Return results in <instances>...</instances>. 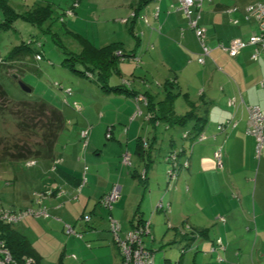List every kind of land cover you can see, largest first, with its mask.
Returning a JSON list of instances; mask_svg holds the SVG:
<instances>
[{
    "label": "crops",
    "instance_id": "0c3cea01",
    "mask_svg": "<svg viewBox=\"0 0 264 264\" xmlns=\"http://www.w3.org/2000/svg\"><path fill=\"white\" fill-rule=\"evenodd\" d=\"M119 4L127 5L134 16L122 21L116 18L118 25L110 24L108 28L109 22L95 23L93 28L88 22L80 34L94 48L119 43L126 58L116 59L110 74V66H104L108 74L105 81L99 82L95 75L92 84L82 75L66 80L67 87L73 89L68 100L77 101L81 112L66 104L60 108L65 125L56 139L53 157L24 167L10 185L0 180V196L10 200V192L19 193L18 201L12 200L15 205L8 204L12 209L44 207L47 212L58 214L50 220L25 216L16 229L35 249L27 230L48 231L52 237H58L65 225L74 226L82 236L69 240L64 259L67 264H120L122 258L109 229L108 214L120 223V236L132 228L138 214L140 219L150 220V233L144 237V245L153 253V264H264V256L256 261L248 253L251 230L258 233L264 225L261 205L256 216V203H259L256 199H264V147L257 155L254 136L247 133L248 107L256 105L264 114V51L259 50L258 58L253 60L252 46L242 49L235 57L225 49L235 38L245 39L257 31V24L247 16L250 5L228 7L223 0H203L198 23L205 29V43L210 52L201 64L197 58L202 47L188 27L179 0H123ZM154 7L160 12L156 14ZM144 16L149 19L147 24L142 22ZM77 20L68 22L73 23L72 28L78 33ZM107 30L109 37L105 44L99 45V34ZM133 56H138L139 64ZM163 70L169 71L168 75L174 74L167 79H171L167 87L174 90L178 87L177 93H184L180 103L183 111L179 112L192 111L195 118H201L205 123L202 129L208 135L205 140L195 142L182 137L187 141L181 143L183 152L178 161L187 158L188 167L180 170L175 188L166 192L168 165L163 158L169 149L159 139L163 137L159 125L164 122L167 125L165 119L178 116L175 100L171 105L163 104L166 85L151 81L155 72ZM143 94L164 121L154 124L148 119L152 110L146 107ZM221 124L223 131L217 129ZM86 125L91 126L85 153L87 181L81 188L80 176L76 177L82 168L79 132ZM193 125L194 120L189 127ZM108 126H112V138L105 140ZM140 138L141 142L144 139L149 142L145 184L132 176V171L136 174L145 164L136 154ZM173 144L170 143L171 147ZM219 148L221 165L213 155ZM159 149L162 153L156 155ZM123 150L130 152L132 167L120 163ZM55 159L61 161L53 169ZM114 183L121 187L120 197L106 211L101 198ZM79 188L76 200L70 201ZM58 190L63 193L58 195ZM43 192L48 193L41 203L35 202L36 194ZM163 193L170 211L152 215ZM251 210L255 214L254 226ZM83 213L91 214L89 227L81 218ZM239 249L243 250L241 254ZM72 254L76 256L74 259L70 257Z\"/></svg>",
    "mask_w": 264,
    "mask_h": 264
},
{
    "label": "rangeland",
    "instance_id": "374dc122",
    "mask_svg": "<svg viewBox=\"0 0 264 264\" xmlns=\"http://www.w3.org/2000/svg\"><path fill=\"white\" fill-rule=\"evenodd\" d=\"M73 1L75 2V0H8L11 7H13V9L19 12L24 11L30 7H35L38 5H45L47 3H50L53 9L51 17L43 23L41 28L33 26L21 19H17L11 23L12 27L10 29L4 28L3 26V24L6 21L7 15L4 14L5 8L1 7L2 3H0V70H1L0 71V82L4 86V89L6 90L10 98L9 100L10 104L1 112V115H0V137L2 140L0 142V149L4 145L13 146V144L15 143L21 144L24 141L31 143V142H36L40 140L41 131L35 130L32 127V125H30L27 130H24L23 125L20 126L19 124V119L17 120L18 116L11 114L10 110L11 108H13V106L15 105L17 101H20L23 99L32 101L34 100L33 97H36V98L39 97V98H43L44 100L52 103L58 109L64 108L63 107L64 106L63 104L64 94H63V91L60 89V87L59 88L57 87L56 83H59L63 87V90H65L67 87V83L65 82L66 80L68 79L73 80L74 78L73 76L81 77V74L72 70L70 66L71 65L70 63L72 61L66 60L68 56H71L69 54L70 51L77 53L81 49L80 44L69 33H67L66 27L68 29H71L72 31H76V30H73L72 27L74 26L72 23L67 24V19L69 17L63 15V12L65 11V9L68 6H70ZM121 2H123V0H78L79 5L82 4V6L80 10L77 7L75 8V11L77 12V15L75 16L78 18L77 20L78 28L77 26H75V29H78L77 30L78 33H81V31H84L82 26L88 27L87 26L88 22L91 23L90 24L91 28H93V25L95 23L109 22V25H107V28H108L110 24L114 25L115 23V26L118 25V23L115 22L116 18L120 17L121 19L120 18L119 19L120 21H122L125 19L127 20V17L129 15L130 17H132L133 12L131 11L132 12L131 13L129 9L127 10V7H128L127 5L120 6L119 3ZM154 2L155 1H153V3ZM223 2L228 7L244 8L254 3L264 2V0H223ZM157 8L158 7L156 8L154 7L155 11H157ZM159 12L160 10L157 13ZM60 16L62 17L64 16L63 21H60ZM121 16H123L124 18H122ZM148 20L149 19H147L144 16L142 22L147 24ZM95 30L96 29H94V31ZM108 33H109V30H107L106 33L99 34V37H100V40L98 42L99 45L105 44L107 37H109ZM22 42H25V43L31 42L30 46L34 48L35 51H40L43 57L42 60L40 61H36L34 59L33 61L31 60L30 63L26 61L28 63L25 64V69L23 73L20 75V78H21L20 80L31 88L30 93H26L22 91L20 87L18 86V79H19L18 74L21 71V67L22 66L24 67V65L21 63V64H17L15 68H10L9 63L7 61H4L7 58L9 51L16 45L21 44ZM66 52H69V53H66ZM133 60L135 61L136 64H139L140 62L138 56H133ZM2 61H4L5 63L1 64ZM169 73L170 72L167 70L155 72V75L151 81H157L160 84H166L168 78L174 77V74L168 75ZM11 74H13V76L15 75V79H13L14 77L11 78L10 76ZM82 78L86 80L88 83L92 84L93 82L92 79H88L85 76H82ZM148 79L150 80V78ZM168 91H171L170 97H172L173 100L176 101L175 103V106L177 108L176 116L180 117L184 115L185 112L184 113L179 112V111H183L182 110L183 108H181L180 103L183 100L184 93L182 94L177 93L178 87L176 88V90L169 87ZM167 94L168 93L165 90L162 97L163 98L164 96L166 97ZM197 98H200V97L198 96ZM50 100H53V102ZM76 112H81V111H76ZM19 118L20 120H23L22 114H21V117ZM191 122H192V119L188 120L186 126L184 124H173L172 122L170 125L168 124V127L166 124L161 123L159 125V129H160V132H162L161 135H163V137H160L159 139L161 141L164 140V145H167L169 150L171 149L170 143L174 142L173 144L174 147L172 145L173 147L172 149L179 151L182 145L181 144L182 141H187V140L182 139V133L183 131L190 129L189 126ZM221 125L224 127V124H221ZM88 126L90 125H86L84 128L80 130V132L83 129H86ZM90 129H91V126H90ZM80 132H79V139H80L79 148H80V156L82 155L81 156L82 168L76 177L80 176L79 187L82 188L84 185H86V181H87L86 180L87 179L86 168H87L88 161H87V156L85 157V153H86V148H87L90 133L88 137H86L87 139L86 138L84 139L80 136ZM85 141H86V144H85ZM161 149H162V146H161ZM155 153H162V150L159 149L158 152L155 151ZM60 161L61 159H56L55 163H59ZM39 163H40V160H37L36 164H39ZM55 163L53 164V169L57 167V164ZM24 167L25 168L30 167V165H27V163H24L21 161L8 162V163L0 165V180L2 181V184L9 183L10 185L14 183V181L16 180V177L18 176V174L22 171ZM79 190L80 188L76 191L75 198L70 199V201L76 200V197L79 195ZM262 191H264V189H262ZM257 192L258 191H256V193ZM61 193H63V191L59 190L58 195H60ZM6 197L7 196L5 197L0 196V208L4 207L12 211H19L18 208L12 209L9 206L10 204H12V200L18 201L17 200L19 197L18 191L15 190L9 193L10 200H8V198ZM257 198L258 199L256 200L260 204L256 203V216L259 215L260 205L262 207L261 210H264V199H261L259 197ZM97 204L98 203H96L94 206L96 207ZM12 205L14 206L15 204L13 203ZM103 209L106 211H109L111 208L109 209L107 207H103ZM104 210H102V212H104ZM85 214L83 213V215ZM88 215L85 216L84 221L89 219ZM109 216L112 217L110 214H108V217H107L108 221H109ZM254 216H255L254 211L251 210L250 217H251L253 226H254ZM39 217L42 218V220L43 219L50 220V217H53L55 219V217H58V214L56 216L54 214H51L50 212H47L46 210V216L39 215ZM24 218L25 217L21 218L20 220H18L17 223L13 224L15 229L18 228L17 225L19 226L20 225L19 223L22 222ZM29 218H35V216H29ZM222 218L223 217H220V220ZM112 219L116 220L113 217ZM64 223H62V226H64ZM84 224H87V223L85 222ZM21 226L20 228L23 230ZM119 226H120V223H119ZM133 227L134 226H132L130 230H132ZM66 228L67 226L65 225V230L63 229V233L58 232L60 235H58V237L55 236L56 238L49 235L48 231L46 232L45 231L44 232L34 231L33 232V229L27 230L28 233H30L28 238L34 244H36V248L34 250L36 252V256L39 258L40 264H63L66 261L64 259L67 257L66 255H67V247H68L69 240H72L75 237V235L73 234V230L72 232H67ZM73 229H74V226H73ZM58 230L61 231L62 229L61 230L58 229ZM129 231L125 232L123 236H120V232H121V227H120L118 235L120 238H123L125 234L128 233ZM53 234L54 233H52V235ZM150 237L152 238V236ZM113 240L116 245L114 236H113ZM248 244H249L248 253H249L250 258H254L257 261L258 257L264 256V225L260 226L258 233L257 231L255 232L254 229L251 230V237L249 239ZM85 245L86 247H90L87 242H85ZM242 249L238 250L240 254L243 252ZM59 251H61L60 252L61 257L58 258ZM118 252L121 257V253L119 249H118ZM0 257L3 259L4 255L3 254L0 255ZM70 257L74 259L76 256L72 254V256ZM5 262L6 261L4 260V262L2 263L4 264ZM29 263L33 264L32 262H29ZM64 264H67V261ZM120 264H122V261L120 262Z\"/></svg>",
    "mask_w": 264,
    "mask_h": 264
},
{
    "label": "trees",
    "instance_id": "16d2710c",
    "mask_svg": "<svg viewBox=\"0 0 264 264\" xmlns=\"http://www.w3.org/2000/svg\"><path fill=\"white\" fill-rule=\"evenodd\" d=\"M0 3H2L1 7L5 8L4 14L7 15L6 21L3 24L4 28H7V29H10L12 27L11 23L17 19H21L33 26L41 28L43 23L51 17L52 10H53L52 5L50 3H47L45 5H38L35 7H30L21 12L13 9V7H11V5L9 4L8 0H0ZM76 7L80 8L78 0H75V2L73 1L71 5L68 6L63 12L64 16L69 17L67 19V24L70 23L68 22V20H71L73 22L76 20L77 18L75 16L77 15V12L75 11ZM63 17L60 16V21H63ZM66 31L80 44V47H81V50L77 53L72 52V51H70V53L66 52L71 55V56H68L66 60L72 61L70 63L71 64L70 66L73 71L78 72L79 74L87 77L88 79H91L93 75H95L98 78L99 82L105 81V79L108 78L107 75L111 73L110 71L113 68L112 65H114V63L116 62V59L118 58L121 59L122 57L126 58L125 57L126 55L123 54L119 46V43L115 42V43H110L100 48H94L91 45V43L88 41V39L85 38L80 33L72 31L71 29H68L67 27H66ZM130 32L132 33V31ZM30 45H31V42L29 43L22 42L21 44L16 45L9 51L7 58L4 60L9 63L10 68H15L17 64H21V63L24 65V67L23 66L21 67V71L18 74L19 75L18 81H21L20 75L23 73L25 69V64H27L28 62L30 63L31 60L33 61V59L36 61H40L43 58L41 55V52L35 51V49L32 48ZM37 56H39V59L37 58ZM4 61H2L1 64L5 63ZM107 64L108 66H110L108 70V74L103 69L104 66H106ZM10 76L11 78L14 77L13 79H15V75L13 76V74H11ZM170 81L171 80H168L167 83L165 84L166 85L165 90L167 91L168 94L166 95V97L164 96L163 104H169V105L172 104L171 102L173 98L170 97L171 91H168L169 87H167V85L169 86L171 84ZM56 85L58 88L60 87V89L63 91V94H64L63 104L70 106L74 111H80L81 107L77 101L70 102L67 99L68 97L72 96L73 89L71 87H66L65 90H69V93H66L64 92L63 87L59 83H56ZM117 90L122 91V88L117 86ZM143 96H144V100L146 101V102L143 101L146 107L147 108H149L150 106L152 107L153 103L149 102V99L146 95L143 94ZM9 100L10 98L8 96V93L4 89V86L2 85V83L0 82V115H1V112L10 104ZM74 103L78 105V107L80 108L79 110L75 109ZM149 110H152V111L148 113L149 115L148 119H152V122L154 124H158L159 122H161V120L164 121L165 118H162L158 113L156 114L152 108ZM10 112L11 114L18 116L17 120L19 119V124L20 126L23 125L24 130H27L29 126L32 125V127L35 130L41 131L40 140L36 142H31V143L24 141L21 144L15 143L13 144V146L12 145L2 146L0 149V165L8 163V162H15V161H21V162L27 163L29 161L37 162V160H40V159H51L53 157V148H54L56 139L58 138L59 133L61 132V130L63 129L65 125V119L60 109L52 105L50 102L44 100L43 98H38L37 100H32V101L25 100V99L17 101L15 105L13 106V108H11ZM21 114H22L23 120H20L19 118L21 117ZM193 117L195 118L194 113L192 111H188L180 117L172 118V120L171 118L165 119V121L168 122L167 125L168 124L170 125L172 122L174 124L186 125L188 120H191V119L194 120V125L192 126V128H190L189 130L183 131V133L186 132L188 136L183 137V133H182V137L195 142L197 136L200 133L204 132L202 128H204L205 123L201 118L196 117L194 119ZM87 128H88V135H89L90 126H88ZM109 130H110L109 137H106V133ZM111 130H112V126H108L106 128V131L104 134L105 140H110L112 138ZM1 141L2 140L0 137V142ZM148 149H149V142L146 139H144L141 142V138H140L137 143L136 154L140 157L142 161L145 160V164L142 170L139 172H136V174L134 173L135 171L134 172L132 171L133 173L132 176L138 178L142 184H145L144 182L146 181V178H147V165H148L147 163L148 162L146 161V158L149 154L146 152L149 151ZM170 150L166 152L163 158V160L168 165V169L166 171V186L164 188L165 192L170 189L175 188L176 179L179 175L180 170L182 169L185 170L188 167L187 158H185V160H183L180 163L178 161V157L180 153L183 152L181 147L179 151L173 150V149L171 151ZM124 153H125L124 150L120 153V163L121 164H122V155ZM128 154H129L130 164L128 165L122 164V165L129 168V167H132V160H131L130 152H128ZM155 154L157 155V153ZM55 160L53 163H55ZM185 161H187L186 166L184 165ZM36 162L31 164L30 167L34 166ZM55 164H58V163H55ZM172 171L175 172L174 177H171V174H169ZM111 189L109 190V192L111 191ZM109 192L101 198V204L103 203V199L105 198V196L109 194ZM47 193L48 192H43V195L45 196ZM120 193H121V187H120ZM35 199L36 198H34V201L36 202ZM158 202L161 203L160 207L156 206ZM158 202L155 204L154 209L152 210V213H151L152 215L159 211H163L165 213H168L170 211V204L164 201V193L161 194V197L159 198ZM112 203H111V206H112ZM102 205L106 207L104 204ZM86 215H88V213L85 215L83 214L81 215V218L83 219V221ZM90 215H88L89 219L84 221V223L85 222L87 223L85 224L87 227L91 225ZM145 221H149V230H150V220L140 219L138 214L134 216L133 225L137 223L143 224V222ZM108 224H109V221H108ZM109 229H110V225H109ZM72 230H73V234L76 237L82 236L81 233L74 231L73 227H72ZM147 235L149 234H146L145 236ZM143 244H144V241H143ZM0 248H3L9 253L11 257V264H30V263H27L28 260H31L33 264H40L39 258L36 256V252L33 249L29 240L22 233H20L17 229H15L13 224L7 223L4 219H2V213H0Z\"/></svg>",
    "mask_w": 264,
    "mask_h": 264
},
{
    "label": "built area",
    "instance_id": "2783aa9c",
    "mask_svg": "<svg viewBox=\"0 0 264 264\" xmlns=\"http://www.w3.org/2000/svg\"><path fill=\"white\" fill-rule=\"evenodd\" d=\"M203 0H179V8L183 11L185 17L187 18V24L190 29L193 30L195 36L197 37L201 47L202 52L197 58V62L204 63L205 57L209 56L210 48L205 43V29L201 27L198 23L201 7ZM158 11V10H157ZM157 11L155 12L157 14ZM247 16L252 19L257 24V31L252 32L248 38H235L230 45H228L225 49L231 57H235L242 49L247 46L254 47L252 52V59L256 60L258 58L259 50L264 51V2L254 3L247 8ZM39 59V56H37ZM64 92L69 93V90H64ZM232 104V101L230 102ZM75 104V103H74ZM75 109L79 110L77 104H75ZM248 129L247 133L254 136L256 143V153L260 154L262 147H264V114L261 113L258 106H249L248 107ZM138 112L140 110L137 109ZM217 129L222 131L224 127L222 125H218ZM110 130L106 133V137H109ZM88 135V128L83 129L80 132V136L82 138H86ZM188 134L186 132L183 133V137H187ZM205 132L200 133L195 141H203L206 139ZM87 139V138H86ZM86 144V141H85ZM214 159L218 165H221L222 162V152L219 149L214 151L213 153ZM34 161L27 162L28 165L33 164ZM122 164H130L129 162V154L127 151L122 155ZM184 165H187V161H185ZM171 177L175 176V172H170ZM120 197V186L118 184H113V187L109 194L105 196L103 199V203L107 208H111V203L116 201ZM35 200L37 203H41V200L44 198L43 193H38L35 196ZM157 207L161 206V203L158 202L156 204ZM0 213H2V219H4L7 223L15 224L21 218L25 216H35L39 215L46 216L45 208H39L36 210L33 209H25L19 211H11L10 209L1 207ZM224 219L222 218L221 221ZM109 225L112 236H114L117 248L121 253L122 264H153V253L152 251L147 250L143 244V237L146 234H149V221L141 223H137L133 225V229L125 234L123 238H120L118 235L120 226L119 223L112 219L109 216ZM67 232H72V228L67 226ZM4 255L3 259H0V264L5 263L11 264V257L9 253L0 248V255ZM31 262L28 260L27 263ZM4 263V264H5Z\"/></svg>",
    "mask_w": 264,
    "mask_h": 264
},
{
    "label": "water",
    "instance_id": "95a60500",
    "mask_svg": "<svg viewBox=\"0 0 264 264\" xmlns=\"http://www.w3.org/2000/svg\"><path fill=\"white\" fill-rule=\"evenodd\" d=\"M18 86L20 87V89L26 93H30L31 92V88L24 84L22 81H18Z\"/></svg>",
    "mask_w": 264,
    "mask_h": 264
},
{
    "label": "clouds",
    "instance_id": "9594fccd",
    "mask_svg": "<svg viewBox=\"0 0 264 264\" xmlns=\"http://www.w3.org/2000/svg\"><path fill=\"white\" fill-rule=\"evenodd\" d=\"M134 15V13L132 14V16Z\"/></svg>",
    "mask_w": 264,
    "mask_h": 264
}]
</instances>
